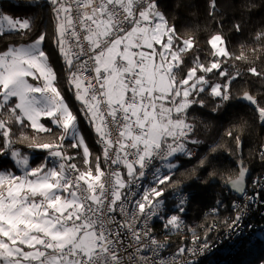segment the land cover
I'll use <instances>...</instances> for the list:
<instances>
[{"label":"trees","instance_id":"trees-1","mask_svg":"<svg viewBox=\"0 0 264 264\" xmlns=\"http://www.w3.org/2000/svg\"><path fill=\"white\" fill-rule=\"evenodd\" d=\"M27 2L0 0V10L14 18H27L31 25L30 31L1 34L0 52L32 43L40 34L46 35L43 48L57 74L56 86L62 93L60 101L63 106L66 102L72 118L75 116L79 120L84 116L86 120H80L78 132L87 145V159H83L65 139L67 150L78 172L90 175L99 157L95 145L98 133L92 123H87L91 120L84 115L74 87L70 89L66 58L56 45L57 24L50 6L45 0H32L39 7L20 6ZM159 12L163 14L166 33V41L161 46L168 43V51L177 55L173 62L172 94L182 87H179L180 83L189 75V84L201 80L188 96L189 106L173 115V119L183 120L184 125L192 127L190 145L198 149V154L193 159L176 156L171 161L175 167L162 186L185 185L192 193L189 217L193 214L198 219L203 218V223L214 220L222 223L230 215L231 198L221 187L237 178L241 160L249 169L250 180L264 174V163L259 159V152L264 149V123L259 122L256 108L243 99L247 93L264 108V0H159ZM62 22H59L60 27ZM59 37L63 45V29ZM216 37L222 41L223 53H217L212 45ZM202 84L203 89L199 90L198 86ZM178 101L179 98L175 100ZM3 118L10 125L7 130L16 141L14 147L29 158L34 170L39 169L45 151L29 148L28 144L59 141L63 130L48 118L41 119L49 129L43 132L33 129L27 121L23 127L19 122H12L8 113H4ZM170 136L165 135L162 143L170 142ZM3 145L4 138L0 136V148ZM204 157H208V168L200 166ZM44 166L39 173L47 170L45 162ZM5 169L15 170V163L10 157L0 155V171ZM208 172H214L215 177L209 176ZM210 208H216L217 213L204 215ZM227 264H264V240L243 244Z\"/></svg>","mask_w":264,"mask_h":264},{"label":"snow or ice","instance_id":"snow-or-ice-1","mask_svg":"<svg viewBox=\"0 0 264 264\" xmlns=\"http://www.w3.org/2000/svg\"><path fill=\"white\" fill-rule=\"evenodd\" d=\"M45 3L50 6L57 24L58 36L56 45L63 58L64 52L63 45L60 44L59 22L68 16H72L74 12L83 18L82 25H78L75 29L77 36L80 33L87 34L93 22L97 21V16L94 13H99L101 20L111 17V22L117 35L121 34V30L127 32L138 20H140V23L151 22L154 25L164 19L163 14L159 12V0H99L96 6L86 4L85 0H45ZM20 6L39 7L40 5L28 0L27 3ZM87 8H91V13L93 14L84 11ZM145 11H147L148 20L140 19L145 14ZM75 19L76 17L73 16V20ZM5 23L12 30H31L29 19L14 18L0 10V32H3ZM72 31L73 29L71 28L67 29L68 34L72 33ZM45 41L46 35L40 34L32 43L26 46L9 47L6 51L0 52V136L4 138V145L3 148H0V155L10 157V160L15 161V164L21 168L27 166L29 161L27 156H22L21 152L14 147L16 141H13L10 137V133L7 130L10 125L3 118L4 113H8L12 122H19L22 127L25 126L26 121L31 122V127L41 132L49 131V129H46L45 124L40 122V118L42 116L50 118L52 124L63 130V134L60 136L62 142L66 136L72 135L75 130H78V124L81 119L86 121L84 116H81L79 120L74 116L71 123L65 124L66 116L58 110L43 114V108L37 107V105L46 103L49 100L47 96H41L44 92H49L52 96H57L59 93L57 98L62 97V93L56 86L57 74L49 64L48 56L43 48ZM67 42L69 45L75 44L77 46L72 48L73 60L71 64L64 59L68 73H72L77 61H85L84 44H81L80 39H77L76 36H73ZM37 62L42 66L41 70L49 74L48 79L40 77L39 73L36 72ZM83 70L85 72L90 71L87 67ZM69 86L71 89L73 85L69 84ZM129 86L131 87V85ZM92 91L95 92L96 89H92ZM100 91H103V89ZM34 92L36 93L35 95H33ZM243 99H247L248 102L255 106L260 121L264 122V108H261L258 102L247 93H245ZM17 101L19 102L17 103ZM52 102L55 103V101ZM101 103L106 104L104 101ZM64 107L67 111H70L66 102H64ZM33 113H40L38 121L33 118ZM77 115L80 114L78 113ZM84 115L86 116L87 113ZM104 115L107 118L105 123H107V120H112L111 126L116 128L128 123L126 117H129V114L123 112L119 105L114 106L113 112H105ZM132 122L135 123V121ZM87 123L91 125V121H87ZM20 142H23V140ZM239 144L240 141L238 140V146ZM28 147L46 149L51 148L52 145L37 142L35 144L29 143ZM178 154L174 153L168 158L169 164ZM183 154L188 157L191 156L187 149H184ZM259 159L264 163V149L260 150ZM151 162V159H148L144 165L145 171H147ZM206 162H208V157L200 160V166L202 168L207 167ZM59 166L63 167V165ZM238 167L241 179L230 183V187L245 198V203L238 204L234 202L232 205L237 214L235 216L236 223L241 221L250 204L260 201V204L264 205V198L261 197V192L264 191V187H261V180L264 178L253 180L252 187L259 189V191L249 196L245 183L249 169L243 160H241ZM52 170L51 168L49 169V171ZM208 174L213 178L215 177L214 172H208ZM12 176H15L13 171L7 169L0 171V180L7 182ZM241 182L243 183L242 187ZM204 183H208V181H204ZM69 187L70 191L65 192L64 197L65 203L68 202V197L71 198L73 201L72 207L63 213H54L50 225L52 233H59L62 236L67 233L68 235L65 239L53 240L50 237L46 242L42 233L41 236L36 238L39 241L37 245L36 243H29V240H31L30 233L27 234L28 240H26L22 235H19L20 229L17 228L13 244L5 247L4 242L0 240V262L2 264H23L25 261H32L33 264H137V261L143 262L145 259L150 264H168L169 258H165L163 255L166 246L158 244L155 237L150 234L148 227L145 226L154 217L163 218L165 207L163 189H160L148 207L141 212L145 224L138 225L137 234L132 236L128 233V229L124 227L121 215L125 210L124 208H121L120 212L115 210L108 212L107 216H105L104 208L98 202L91 200L87 195L82 196L71 185ZM61 191H63L62 188ZM97 191L99 192V190ZM46 198L53 199L54 194L49 193ZM188 200V194L181 196L179 203L175 205L173 210L183 214L186 211L185 203ZM76 202H79L81 207L76 209L72 216H68V212L75 208ZM141 208H143V205H141ZM180 222V215L178 217L174 214L164 220V226L165 228L174 227ZM225 222L227 223V219ZM139 229L148 233L143 240L140 238ZM85 232L89 235H83ZM3 234V232H0V235ZM8 239L12 240L13 235L8 234ZM145 240L151 241V246L145 243ZM203 243L206 244L207 240L205 239ZM20 244L32 249V252L30 254L25 253L23 248L16 247V245ZM201 254V250L181 247L178 253L170 259L175 264L176 259L181 255H187L189 258L185 261V264H199V261L192 257Z\"/></svg>","mask_w":264,"mask_h":264},{"label":"built area","instance_id":"built-area-1","mask_svg":"<svg viewBox=\"0 0 264 264\" xmlns=\"http://www.w3.org/2000/svg\"><path fill=\"white\" fill-rule=\"evenodd\" d=\"M85 2L88 5L96 6L99 0H85ZM84 11L91 14V8H87ZM73 16L76 17L75 20H73ZM109 18L111 19V17ZM68 19L69 23L63 30L64 57L71 64L73 60L72 48L77 46L75 44L69 45L67 41L73 36H76L77 39H80L81 44H84L85 53V61H77L73 72L69 73L68 79L70 84L79 83L82 87V91L79 92L83 95L85 108L87 109L92 104L100 119L102 130L96 140L99 157L91 174L84 176L78 172L76 166L70 160L65 139L63 142L59 140L50 143L49 145H52V147L43 150L45 151L44 161L46 165L59 168L56 185L52 191L54 198L47 199V196H44L39 198V200L37 199L34 205L44 209L51 216L54 213L65 212L73 204L70 197L67 198L68 202L65 203L64 197L65 192L70 191L69 186L71 185L82 196L87 195L91 200L98 202L104 208L105 216H107L108 212L113 210L120 212V209L124 208L125 210L121 214L124 227L128 229L129 234L135 236L138 231V225L145 224L141 212L148 207L160 189H163L165 193L163 218L154 217L145 226L148 227L150 234L155 237L158 244L166 246L163 255L165 258H169L168 264H173L170 258L176 255L181 247L201 250V255L192 257L198 260L199 264H227L243 244L253 243L262 239L264 237V205H261L260 201L250 204L241 221L236 223L235 216L237 214L232 205L234 202L238 204L245 203V198L236 191L228 189L227 184L222 185V187L225 190V195L231 198L228 230L222 236L215 235L214 238L207 239L203 236V233L197 234L196 230L187 227L186 215L188 214V207L192 198L191 191L185 185L163 188L162 184L168 180L172 173V170L169 169L172 163L169 164L168 161L170 156L174 153H179L177 156L186 159H193L197 156V148L189 145L190 136L193 132L192 127L176 128L170 136L171 141L166 144H163L161 140L152 147L146 146L142 140L144 137H148L149 133H145L136 123L132 122L133 118L128 111L130 105L136 104L134 91L140 69L139 64L136 63L124 75V92L121 101L110 104L103 91H100L103 89V74L97 68L95 57L113 39L124 32L121 30V34L117 35L112 25V29L106 35L99 37L94 46L89 41V36L94 31V24H92L87 34L80 33L77 36L75 29L78 25H82L83 18L74 12L72 16H68ZM69 28L73 29L70 34L67 33ZM85 67L90 69V71L85 72L83 70ZM92 89H96V91L94 92ZM48 98L51 103L55 101L53 103L54 110L61 112L56 97L48 95ZM102 101L106 102V104H102ZM115 105H119L123 112L129 114V117H126L128 123L122 124L120 128L111 126L112 120H107V123H105L107 118L104 113L113 112ZM255 111L257 112L256 109ZM259 122L261 124L264 123L260 121V118ZM184 149L191 153L190 157L183 154ZM148 159H151L152 162L148 166L147 171H145L144 165ZM59 165H63V167L61 168ZM257 178H264V174L257 175L251 180L249 177L246 182L249 196L259 191V189L252 187L253 180ZM261 187H264V179L261 180ZM61 188L63 191H61ZM187 194L189 200L185 203L186 211L183 214L175 212L173 209L179 203L180 197ZM261 197L264 198V191L261 192ZM61 205H64L63 208L60 207ZM141 205H143V208H141ZM80 207L81 204L76 202L75 208L68 212V216H72L74 211ZM206 213L213 215L217 213V210L216 208H210ZM174 214L178 217L180 215L181 222L174 227L165 228L164 220ZM215 229L216 227L212 225L211 231H215ZM139 235L143 240L148 233L139 229ZM43 239L47 242L49 237L45 235ZM205 239L207 240L206 244L203 243ZM144 242L151 246V241L145 240ZM188 258L187 255H181L176 259L175 264H185ZM137 264H150V262L145 259L143 262L137 261Z\"/></svg>","mask_w":264,"mask_h":264},{"label":"rangeland","instance_id":"rangeland-1","mask_svg":"<svg viewBox=\"0 0 264 264\" xmlns=\"http://www.w3.org/2000/svg\"><path fill=\"white\" fill-rule=\"evenodd\" d=\"M94 14L97 16L96 23H99L97 26L98 28L97 31L100 28H103L105 25L109 27L108 28V32H109L112 29V25H113L111 19L107 18L108 21L105 20L101 22L99 13H94ZM108 22L111 28L108 25ZM60 30L62 31V27H60ZM162 30H164V28H162ZM17 31H22V30L9 29L7 27V24L5 23L3 25V32H0V35L4 33H12ZM108 32H105L104 34L106 35ZM114 40L115 39H113L111 43ZM26 45L28 44L19 45L15 47H21ZM212 45L217 53L219 54L223 53V44L218 37L213 39ZM166 57H167L166 60L158 62L157 64L158 68L154 73V75L152 76V78H150L149 80H142L141 76L139 75H138L139 77L137 76L136 78L134 100L136 103L138 104L140 103L141 105L140 106L130 105L128 107V111L130 112L133 121H135V123L138 124L139 128L142 129L145 133L157 132L160 134L168 135L171 134L173 130L177 127L180 128V127L188 126V125H184L183 120L173 119V115H177L183 112L189 106L190 100L188 99V96L196 88L197 84L201 82V80H198V82L196 83L191 82V84H189V80L191 77V75H189L187 79H185L186 81L184 80L180 83L179 87L181 86L182 87L175 94H172V87H174V78L172 73L173 70L175 69V64L173 62L176 60L177 55L176 53H172V54L170 53L169 55H166ZM150 58L151 60H149L147 65L149 66V71H153L154 56L152 55L150 56ZM121 59L123 60L125 59V57L121 56ZM116 65L117 64H115L114 66ZM41 67L42 66L39 65V62H37L36 72L39 73L40 77L44 79H48L49 74L46 71H42ZM130 67L131 66H129L128 68ZM116 75L114 77H116ZM68 82L70 84L69 79ZM198 88L199 90H202L203 84L198 86ZM35 94L36 93L34 92L33 95ZM48 95H52V94L49 92H44L41 94V96H48ZM57 96L55 97L57 101L59 99L58 102L60 104L59 106L61 109V113L64 116H66L64 123L65 124L71 123L73 118L70 112L65 109L62 102L60 101V99L62 100V98L61 97L57 98ZM76 96H77V100H79V102L81 103L82 101L81 94L78 95L76 94ZM177 98H179V101L175 102ZM18 102L19 101H17V103ZM51 104L52 103L47 101L46 103L37 105V107L43 108V114H49L54 111V105L52 104L53 106V110H52ZM32 115L35 120L37 121L39 120L40 113H33ZM42 118L43 116L40 118V122ZM91 120H92V124H94L93 127L96 131V129H98L100 126L99 119L91 115ZM28 123L31 126V122ZM33 127H35V125H33ZM151 137L152 136H148V137L146 136L142 140L143 143L148 147H152L156 144V141L153 140L154 137L153 138ZM65 139L70 141L73 148L76 149L77 152L81 154L83 159L85 160L87 159L88 156L87 145L86 143H84L78 130H75V132L72 135L66 136ZM44 162L42 161L40 163L39 169H35L38 172H36L34 168L31 167V164L29 162L27 166H24L22 168L15 164V170L10 169V171H13L15 173V176L10 177L7 182L0 180V220L1 222H3L2 225H4L2 227L9 229L10 227L7 228L5 226H8L7 224H12L13 221L19 219L20 221L18 223L25 224L27 229L30 231L31 235L40 236L43 233V235L46 234L49 237H51V239L57 240L58 238L57 233L51 232L50 225L52 222V216L47 212H46L47 214L43 213L42 211H40L39 207H36L34 205V202L37 199L39 200V198L43 197L47 192H51L53 190L57 181V176H58L57 168H53L52 166L47 165L48 167L47 170L43 173H39V170L45 167ZM174 167H175L174 164L170 165L169 169L172 170L174 169ZM50 168L53 170L49 171ZM221 189L224 190L222 187ZM186 216L188 218L189 214H187ZM2 227L0 226V229ZM18 228L22 230L24 226L23 227L20 226ZM83 235L87 236L89 234L85 232ZM3 238H6V234L0 235V240L4 242L5 247L10 245L9 243L14 241V239L4 240ZM59 239H65V237ZM262 240H264V237L262 238Z\"/></svg>","mask_w":264,"mask_h":264},{"label":"crops","instance_id":"crops-1","mask_svg":"<svg viewBox=\"0 0 264 264\" xmlns=\"http://www.w3.org/2000/svg\"><path fill=\"white\" fill-rule=\"evenodd\" d=\"M140 19H142V20H148L149 19L148 15H147V11H145V14ZM105 20L108 21L107 19H103V20H101V22L105 21ZM62 21H63L62 22V29L64 30V27L66 25H68V23H69V19H68V17H66L65 19H62ZM93 24H94V31L89 36V41L91 42L92 45L95 46L98 38L104 36L105 35L104 33L108 32L109 27L104 25L103 28H100L97 31V29H98L97 26L99 23H96V21H94ZM108 25L110 26L109 22H108ZM110 28H111V26H110ZM162 28H164L163 20L155 23L154 25L151 24V22L140 23V20H138L137 23L135 25H132L127 32L121 34L118 38L116 37L115 40L112 43H110V45H108L106 48H104L102 51H100L96 55L95 61L97 64V68L103 74V76H102L103 93H104L105 97L107 98V100L110 102V104H115V103L121 101V99L123 97V92H124V75L128 69L133 67L136 63H138L140 66L139 76H141L142 80H149L150 78H152V76L156 72V70L158 68V66H157L158 62L164 61L167 59L166 55L170 54V52L168 51L169 50V44L166 43L163 46H161V43L166 41L165 29L162 30ZM151 42H152V44H151ZM157 46H161V47H157ZM64 49L65 48H63V52H64ZM152 55L154 56V70L149 71V66L147 65V63L149 62V60H151L150 56H152ZM66 56H67V54H66ZM121 56H124L125 59L122 60ZM115 64H117V65L114 66ZM129 66H131V67L128 68ZM116 74H118V75H116ZM115 75H116V77H114ZM72 85L74 87L75 93L77 95L81 94V96H82L81 103L83 106V110H85V113H87V115L89 116V119L91 120V115H93L99 119V117L96 113V110L92 104L87 109L85 108L84 103H83V95L81 92H79V91H82V87L79 85V83L74 82ZM58 101H59V99H58ZM52 104H51V106H52ZM58 104H59V102H58ZM140 105H141L140 103L135 104V106H140ZM51 108L53 110V106ZM43 118H45V117H43ZM99 122H100V119H99ZM91 123H92V120H91ZM92 125L94 126V124H92ZM101 130H102V126L100 123L99 128L96 129L98 135L100 134ZM171 135H172V133H171ZM149 136H152L151 138L154 137L153 140L158 142V141L163 140L165 135L157 133V132H149ZM65 144H66V142H65ZM66 148H67V144H66ZM69 157H70V155H69ZM70 160H71V158H70ZM53 168H57L58 173H59L58 167H53ZM52 191L47 192L44 196H47L49 193H52ZM63 206L64 205H61L60 207L63 208ZM39 209L43 213H46V211L44 209H41V208H39ZM19 221H20L19 219H16L15 221L12 222V224H7L8 226H5V227H7V228L10 227V228L6 229V228L2 227L4 225H2L3 222H1V220H0V226L2 227L0 229V231H2L4 234H6V238H3L4 240L8 239V234H12L13 239L15 240L16 230L20 226L21 227L24 226V228L22 230H20L19 235H22L24 237V239L28 240L27 234L30 233V231L27 229L25 224L18 223ZM45 235L46 234H44L43 236H45ZM57 235H58L57 239L67 236V234H64L62 236L59 233H57ZM37 237H39V236L31 235V240H29V243H36L38 245L39 241L36 239ZM9 244H13V242H11ZM16 247L23 248V251L25 253H31L32 252V249L24 247L23 244L16 245ZM0 264H2V262H0ZM23 264H33V262L32 261H25V262H23Z\"/></svg>","mask_w":264,"mask_h":264},{"label":"bare ground","instance_id":"bare-ground-1","mask_svg":"<svg viewBox=\"0 0 264 264\" xmlns=\"http://www.w3.org/2000/svg\"><path fill=\"white\" fill-rule=\"evenodd\" d=\"M225 193V191H224ZM195 212V211H194ZM206 211L204 212V215H206ZM228 216L227 223L225 220L220 223L217 220L208 222V223H203V218H196L193 214L187 218V227L189 229H194L197 231V234H202L203 236L206 237L207 239H212L214 238L215 235L222 236L227 230H228ZM214 225L216 227L215 231H211V226Z\"/></svg>","mask_w":264,"mask_h":264},{"label":"water","instance_id":"water-1","mask_svg":"<svg viewBox=\"0 0 264 264\" xmlns=\"http://www.w3.org/2000/svg\"><path fill=\"white\" fill-rule=\"evenodd\" d=\"M254 108H255V106H253ZM239 147H240V145H239ZM249 177H250V173L248 172V175H247V177H246V181H245V183L247 182V180L249 179ZM241 178H240V172H239V174H238V176H237V178L236 179H234V180H232V181H230V182H228L227 183V188L228 189H230V190H232V191H235L234 189H231V187H230V183H232V182H235V181H239ZM243 186V183L241 182V187Z\"/></svg>","mask_w":264,"mask_h":264},{"label":"flooded vegetation","instance_id":"flooded-vegetation-1","mask_svg":"<svg viewBox=\"0 0 264 264\" xmlns=\"http://www.w3.org/2000/svg\"><path fill=\"white\" fill-rule=\"evenodd\" d=\"M189 145H190V142H189ZM190 146H192V145H190ZM195 147V146H194ZM198 150V149H197ZM197 154H198V152H197Z\"/></svg>","mask_w":264,"mask_h":264}]
</instances>
